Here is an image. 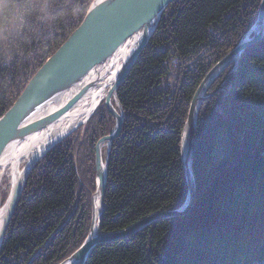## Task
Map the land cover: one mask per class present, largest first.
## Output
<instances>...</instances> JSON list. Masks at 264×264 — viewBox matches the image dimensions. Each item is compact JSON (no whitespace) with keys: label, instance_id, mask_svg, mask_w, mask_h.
Wrapping results in <instances>:
<instances>
[{"label":"trees","instance_id":"trees-1","mask_svg":"<svg viewBox=\"0 0 264 264\" xmlns=\"http://www.w3.org/2000/svg\"><path fill=\"white\" fill-rule=\"evenodd\" d=\"M91 1L0 0V116ZM259 1L174 0L165 7L116 89L123 121L107 151L103 231L183 203L179 146L188 104L209 68L250 28ZM224 87L198 112L191 209L97 244L84 264H264V34ZM114 124L101 103L36 161L3 235L0 264H57L81 244L95 188L94 146Z\"/></svg>","mask_w":264,"mask_h":264},{"label":"water","instance_id":"water-1","mask_svg":"<svg viewBox=\"0 0 264 264\" xmlns=\"http://www.w3.org/2000/svg\"><path fill=\"white\" fill-rule=\"evenodd\" d=\"M172 1L92 0L78 26L46 58L0 116V245L22 184L36 161L51 145L82 128L101 103L106 105L115 124L94 146L95 189L90 196L89 227L81 244L57 264H84L97 244L123 238L157 219L182 216L191 209L195 201L191 150L201 103L224 87L244 50L262 38L264 0L259 1L254 22L244 37L210 67L188 104L179 146L186 182L183 203L174 209L153 212L123 229L103 231L107 151L123 121L116 89ZM229 63H233V68L223 83L206 95L211 82ZM106 141L108 147L104 146Z\"/></svg>","mask_w":264,"mask_h":264},{"label":"rangeland","instance_id":"rangeland-1","mask_svg":"<svg viewBox=\"0 0 264 264\" xmlns=\"http://www.w3.org/2000/svg\"><path fill=\"white\" fill-rule=\"evenodd\" d=\"M232 68H233V63H229V64H228V65H227V66H226V67H225V68H224V69L218 74V76H219L220 74H225V77H226V75L230 72V70H231ZM209 69H210V68H209ZM218 76H217V77H218ZM217 77H216V78H217ZM225 77H224V79H225ZM216 78H215V79H216ZM223 81H224V80H223ZM212 82H213V81H212ZM212 82H211V83H212ZM222 83H223V82H222ZM222 83H221V84H222ZM221 84H220V85H221ZM210 85H211V84H210ZM220 85H219V86H220ZM219 86H218V87H219ZM209 87H210V86H209ZM209 87H208V89H209ZM218 87H217V88H218ZM215 89H216V88H214V90H215ZM224 89H225V87H223L222 89H220V90H219L218 92H216V93H220V92H221L222 90H224ZM214 90H213V91H214ZM213 94H214V93H213ZM104 146H105V147H108L107 145H104ZM48 149H49V148H48ZM102 152H103V146H102ZM94 189H95V188H94ZM21 192H22V191H21Z\"/></svg>","mask_w":264,"mask_h":264},{"label":"bare ground","instance_id":"bare-ground-1","mask_svg":"<svg viewBox=\"0 0 264 264\" xmlns=\"http://www.w3.org/2000/svg\"><path fill=\"white\" fill-rule=\"evenodd\" d=\"M244 35H245V34H244ZM243 37H244V36H243ZM110 104H111V103H110ZM111 105H112V104H111ZM106 108H107V107H106ZM184 134H185V133H184ZM183 138H184V135H183ZM183 140H184V139H183ZM56 143H57V142H56ZM107 143H108V142L106 141V142L104 143V145H107ZM183 143H184V141H183ZM54 144H55V143H54ZM54 144H53V145H54ZM53 145H51V146H53ZM51 146H50V147H51ZM50 147H49V148H50ZM47 150H48V149H47ZM47 150H46V151H47ZM41 157H42V156H41ZM23 183H24V182H23ZM22 185H23V184H22Z\"/></svg>","mask_w":264,"mask_h":264}]
</instances>
